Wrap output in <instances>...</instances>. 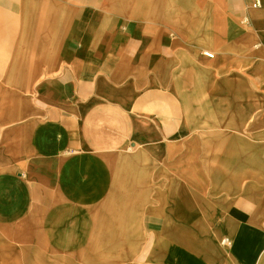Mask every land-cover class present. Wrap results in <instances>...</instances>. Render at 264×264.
I'll use <instances>...</instances> for the list:
<instances>
[{
	"label": "crops",
	"instance_id": "obj_1",
	"mask_svg": "<svg viewBox=\"0 0 264 264\" xmlns=\"http://www.w3.org/2000/svg\"><path fill=\"white\" fill-rule=\"evenodd\" d=\"M260 1L0 0V174L75 234L72 260L264 264ZM45 154L72 171L71 215L29 177Z\"/></svg>",
	"mask_w": 264,
	"mask_h": 264
},
{
	"label": "bare ground",
	"instance_id": "obj_2",
	"mask_svg": "<svg viewBox=\"0 0 264 264\" xmlns=\"http://www.w3.org/2000/svg\"><path fill=\"white\" fill-rule=\"evenodd\" d=\"M23 156V154H22ZM49 157V156H48ZM47 154L43 156V161H40L41 156L33 158L31 168H28L29 177L39 178L50 183V185L57 188L58 198L61 199V204L70 211V215L74 213V208L64 200L65 195L72 197L73 204L77 202L76 187L68 184L73 178L72 171L66 168L61 161V168H57L53 161L48 163L45 159ZM59 159V156L56 157ZM46 173L48 175H46ZM17 177L15 171L12 175L2 172L0 174V240L2 238L8 240L7 248H0V260H12L9 264H17L16 260H22L18 254L17 244H40V246L47 252L53 242V237L50 229V222L46 219V210L41 207L29 206L22 200L21 186L13 183V177ZM59 181V184L57 183ZM128 207H137L136 201L127 202ZM176 208L180 210H188L187 200H177L175 202ZM72 207H76L75 205ZM90 207L94 208V202L85 204L82 202L78 207L80 211L79 217L82 214H89ZM69 217V216H67ZM59 251L62 253L72 251V255L77 260L81 257V250L77 249L70 242L60 243ZM75 246V245H74ZM106 254L109 256L122 257L123 260H129L136 249L124 243L120 248L106 249ZM64 255V254H63Z\"/></svg>",
	"mask_w": 264,
	"mask_h": 264
},
{
	"label": "rangeland",
	"instance_id": "obj_3",
	"mask_svg": "<svg viewBox=\"0 0 264 264\" xmlns=\"http://www.w3.org/2000/svg\"><path fill=\"white\" fill-rule=\"evenodd\" d=\"M67 213L68 212H66V214ZM64 219L65 220L61 222L60 226H64L66 230L70 229L73 225L74 218L70 216ZM52 237L53 242L47 252L40 244H17L18 254L22 258V260H16L17 264H78L71 258L73 254L72 251L62 254L59 251L61 242H70L72 244V241L78 239L75 237V234L70 231L62 233L54 231ZM8 244L7 239L2 238V240H0V248H7ZM83 251L84 255L88 253L87 249ZM9 261L12 260H0V264H9Z\"/></svg>",
	"mask_w": 264,
	"mask_h": 264
},
{
	"label": "built area",
	"instance_id": "obj_4",
	"mask_svg": "<svg viewBox=\"0 0 264 264\" xmlns=\"http://www.w3.org/2000/svg\"><path fill=\"white\" fill-rule=\"evenodd\" d=\"M261 5V1L260 0H253V6L254 7H258ZM208 55L212 56L210 53H208ZM222 243L223 244H227V245H230L231 244V240L227 237H225L223 240H222Z\"/></svg>",
	"mask_w": 264,
	"mask_h": 264
}]
</instances>
